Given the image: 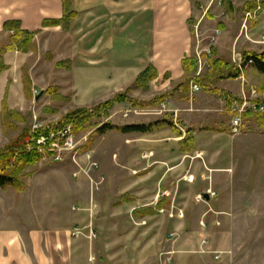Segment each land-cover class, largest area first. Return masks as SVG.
Here are the masks:
<instances>
[{"label":"crops","instance_id":"crops-1","mask_svg":"<svg viewBox=\"0 0 264 264\" xmlns=\"http://www.w3.org/2000/svg\"><path fill=\"white\" fill-rule=\"evenodd\" d=\"M230 3L233 13H227L219 0H74L78 16L71 30L64 32L61 27L45 25L63 18L61 0H0V48L12 35L5 24L17 22L24 31L40 32L38 41L51 48L56 63L72 62L71 71L55 67V80L49 81L39 58L35 59L31 64L33 91L57 87L80 107L122 93L149 102L170 92L163 104L153 108L116 104L109 120L119 113L127 114L126 119L137 113L140 121L112 122L127 127L167 118L182 133L166 127L149 134L110 131L101 135L121 134L125 139L115 159L122 168L117 174H107V188L96 194L95 205L90 204L93 189L86 180L74 178L72 162L31 167L38 171L24 178L26 191L8 189L5 194L13 195L15 201L0 199V264H92L91 256L95 264H115L114 247L106 249L110 242L125 245L130 264L150 259L157 264L166 250L175 252L174 264H256L264 255L262 179L253 175L252 184L244 177L234 181L237 170L230 165V148L237 140L231 135V122L225 125L230 111L222 95L237 100L248 97L258 78L245 69L238 79L199 83V92L192 91L191 83L181 85L183 61L196 59L197 49L209 46V36L206 42L195 41L197 25L220 30L214 56L232 66L237 64V55L264 53V0ZM253 6L261 11L244 30L245 9ZM54 35L59 39L53 43ZM32 56L8 52L4 58L10 70L1 78L16 72L21 84V71ZM149 67L157 77L149 90L136 89L139 76ZM40 78H44V87ZM189 130L195 132L196 150L184 153L180 145ZM241 158L239 173L250 169L245 165L247 158ZM197 176L201 181L210 176V184L184 182ZM209 189L217 197L205 199ZM106 193L114 204L105 203ZM197 195H202V202L196 201ZM124 196L128 200L122 203ZM91 206L98 210L92 221L99 235L94 242L72 235L75 228L90 224ZM178 211L184 212V218L176 216ZM106 228L112 235L109 231L107 236ZM231 229H237L236 235Z\"/></svg>","mask_w":264,"mask_h":264},{"label":"rangeland","instance_id":"rangeland-1","mask_svg":"<svg viewBox=\"0 0 264 264\" xmlns=\"http://www.w3.org/2000/svg\"><path fill=\"white\" fill-rule=\"evenodd\" d=\"M225 0L219 3H224ZM73 9H74V0H73ZM75 10V9H74ZM202 10V9H199ZM253 12V11H252ZM77 19V17H76ZM75 19V20H76ZM74 20V21H75ZM73 21V22H74ZM73 22L71 24L70 30L72 28ZM53 27H61V26H53ZM199 29V33L201 38L205 37H210L214 35V28H209L203 25H197ZM196 27L193 28L194 32V38L195 41H199V37H196ZM62 28V27H61ZM63 30V29H62ZM69 30V31H70ZM64 31V30H63ZM67 31V32H69ZM66 32V31H64ZM36 38H35V45H36V51H31L29 53H23V54H33L31 57L32 60L28 62L24 68L21 71L22 74V83L18 82V76L16 72L13 73V76H6L4 78H1L3 74H7V72L10 70V67L8 66V70L5 71L1 76H0V151L6 149L17 137L18 135L23 131V130H30L31 132V137L27 140L26 142V150L28 149V145L31 142L32 134L35 131L37 134V131H39L41 128L49 126L51 124H56L59 123L63 117L68 115L69 113L77 110H82V109H89L91 112L92 110L97 107L100 104L97 105H90L86 107H80L78 106V102L73 101L72 97H67L63 96L61 94V91L57 87H49L46 88L42 91H44L43 96L37 101L36 97L42 92L41 90L33 91V83L31 80V87L29 86L30 93L26 91V79H31V64H35L36 60L39 58L38 62L40 65L44 66L45 69V77L49 79V81H53L54 76L52 75L55 67L58 70H72V62L70 60H65V61H59L55 62V58L52 54L51 48L48 50L47 46L45 43H42V41H38L37 36L39 35L40 32H36ZM59 37L55 36L50 39L52 42L58 41ZM206 40V39H205ZM208 41V40H206ZM205 41V42H206ZM9 44V39L2 45L1 48H3L5 45ZM41 49V52H40ZM15 52V51H13ZM19 52V51H17ZM22 53V52H21ZM7 54V53H6ZM5 54V55H6ZM213 56V54H212ZM5 57V56H4ZM212 58V57H211ZM5 60V58H4ZM61 62L68 63L69 69L65 68H58V64ZM210 62V60H209ZM6 63V62H5ZM42 63V64H41ZM197 69V68H196ZM207 72V70H206ZM196 73V72H195ZM195 75V74H194ZM205 74L203 75V77ZM29 77V78H28ZM42 79L41 86H45L44 78ZM192 83V82H191ZM202 86V85H201ZM39 89V88H38ZM57 96H61L62 98H57ZM157 97V96H156ZM155 98V97H154ZM153 98V99H154ZM113 99V98H112ZM152 99V100H153ZM4 100L7 101L8 108L10 112H16L19 115L22 116L24 121H18V120H12V123L17 127L16 130L12 129H5L3 126L2 122V112H3V102ZM136 100V99H135ZM151 100V101H152ZM2 101V105H1ZM109 101V100H108ZM107 102V101H105ZM103 102V103H105ZM150 102V101H149ZM160 106V105H159ZM141 108V107H139ZM153 108V107H152ZM113 110V109H112ZM108 111L109 117L107 118L105 113H107V110H103L101 113V116L99 118H94L88 125L85 126V129L82 132H78L77 137L79 140V143L82 147V151L80 152V163L83 166H86L88 162H95L99 165V168L91 173L92 179L94 180V184L91 182L90 179H88L85 176H80L76 178L77 180H86L87 184H89V187L91 189L94 188L91 192V205H95L96 203H93V200L95 199L96 194H100L103 190L107 188V174L114 172V174H117L120 169L122 168L121 165L117 164L115 159L121 155L123 149L122 146L120 145L121 142L125 139L124 135H118V134H110L101 136L97 135L95 132L96 130L103 126L104 124L112 122L118 123V124H125L127 121H140V116H137L136 114H132L130 118L126 119L125 114L119 113L113 117V119L110 121V115L111 111ZM169 118V117H168ZM226 121L225 125L230 123L232 120V113H229V116H226L225 118ZM37 127V128H36ZM36 129V130H35ZM237 140V143L233 145L230 148L231 152V159H230V165L234 169V171L237 170V172L234 174V181L236 182V178L244 177L246 182H250L252 184L253 182V175L254 178H261L262 179V187L264 188V127H260L257 123V121L254 118H249V119H244V125H243V130L242 134L234 138ZM243 145V146H242ZM117 146L118 149H117ZM243 149V152H242ZM229 151V150H228ZM39 153V152H38ZM90 153L91 160H88L86 154ZM40 154V153H39ZM42 156V161L40 163H43V166L49 167L51 164H54L53 162L43 160L44 156ZM242 157H246V167L249 166V170H245L244 172L239 173V168L242 169ZM99 157L101 161L99 160ZM46 158V157H45ZM68 161L71 162L70 159ZM67 161V162H68ZM39 164V163H38ZM37 165V164H36ZM74 165V164H73ZM75 166V172H77L79 169L76 165ZM40 167V166H39ZM42 168V166H41ZM29 171V173H28ZM38 170H34V168H29L25 171V179H27L30 174H34ZM31 172V173H30ZM232 174V173H231ZM239 174V175H238ZM233 176V175H232ZM102 177H105V181L101 183ZM188 177L187 180L184 182L190 183L192 182V185H195L198 180H200L201 186L207 185L208 182L210 184V176L209 177H203V181H201V176H197L195 179H189ZM205 179V180H204ZM210 188V187H209ZM14 189H11V191ZM4 191V192H3ZM10 191V190H9ZM15 191V190H14ZM16 192V191H15ZM196 192V191H195ZM18 193V192H17ZM196 194H198L196 192ZM200 195L196 196V201H203L199 197ZM100 197L102 198L103 195L101 194ZM9 199L10 201L14 202V196L10 194H5V190L0 188V199ZM105 203H110L114 204L113 197L108 198V194L104 196ZM261 203L264 206V196L261 197ZM90 209H93V216L92 219H96V214H98V210H94V207L91 206ZM101 216V215H100ZM251 234L253 233V229H247ZM264 231V229H262ZM109 230L106 228V234L107 236L109 235ZM234 231V235H236L237 229H231V232ZM112 235V231L110 232ZM99 236V235H98ZM109 247H114V253L113 257L115 261V264H130V260L126 257V254L128 252L125 249L124 244H112L111 242L106 245V249ZM108 252H106V255ZM107 261V258H106ZM111 261V260H110ZM153 260H145L143 264H153ZM256 264H264V255H262L261 258H258L256 261Z\"/></svg>","mask_w":264,"mask_h":264},{"label":"trees","instance_id":"trees-1","mask_svg":"<svg viewBox=\"0 0 264 264\" xmlns=\"http://www.w3.org/2000/svg\"><path fill=\"white\" fill-rule=\"evenodd\" d=\"M63 4L64 16L61 20L46 22V26H61L64 31H69L72 22L78 16L77 12L73 9V0H61ZM194 1V0H193ZM224 6L227 13H233L235 10L230 3V0L224 1ZM256 6L252 8L245 9V13L252 12L256 10ZM262 9H264V4H262ZM5 30L12 32L9 39V44L0 48V76L7 71L9 68L5 63L4 56L8 52L19 51L22 53H29L31 51H36L35 38L36 32H28L21 29V26L17 22H8L5 24ZM212 58H210V68L207 70L206 76L198 80L199 83L208 82L213 84L215 80H231L238 79L242 77V70L249 69L252 74L258 78V92L262 95L264 94V53L247 52L242 56V63H238L232 66L225 63L221 59L215 58V52L212 48ZM198 65L197 59L194 57L187 58L183 61V69L185 72V80L182 86H188L194 77L196 68ZM58 68L69 69L68 63L61 62ZM157 77L156 71L153 67H149L144 71L138 78L135 88L142 89L144 91L149 90L151 82ZM29 78V77H28ZM26 91L30 93L27 89L31 87V79H26ZM208 90V87H205ZM215 92V91H213ZM224 99L227 101L228 107H231V100H233L229 95L222 93ZM171 93H166L155 97L150 102H140L130 97L129 93H122L116 95L113 99L102 103L95 107L92 112L89 109L77 110L69 113L59 123L51 124L49 126L41 128L37 131V135L48 136L52 132L60 130L64 126L71 125L76 133L82 132L85 126L88 125L94 118H99L103 110H107L105 113L106 117H109L108 111L112 110L116 104L130 103L134 106L141 108H152L163 104L169 97ZM57 98H62L57 96ZM239 100V99H238ZM2 122L5 129L16 130L17 127L12 123V120L24 121L21 115L16 112H10L7 101L3 102V112H2ZM254 118L260 127H264V113H247L244 119ZM172 128L174 132L182 136V133L178 131L176 125L165 118L161 122L153 123L150 125H138V126H127V127H117L110 123L104 124L96 130L97 135H104L110 131H115L122 134H149L156 132L163 128ZM224 132V131H221ZM194 131L189 130L184 141L181 143V151L184 153H190L196 150ZM31 137L30 130H23L18 137L4 150L0 151V188L4 190L14 189L18 193H23L26 191V184L24 178L26 176L25 171L42 161V156L35 150H26V142ZM128 199L126 196L122 198V203L126 202Z\"/></svg>","mask_w":264,"mask_h":264},{"label":"built area","instance_id":"built-area-1","mask_svg":"<svg viewBox=\"0 0 264 264\" xmlns=\"http://www.w3.org/2000/svg\"><path fill=\"white\" fill-rule=\"evenodd\" d=\"M222 1L223 0H219V2ZM260 11L261 8H258L254 12H248L245 14L243 24L244 30L249 29L250 22L257 19ZM220 33V30H215L214 35L207 38V40L209 41V46L203 50L197 49L196 59L198 61V65L191 83L193 92H199L201 90L198 80L201 79L206 73V70L210 68L209 60L212 57V48L217 43V37L220 35ZM196 37H199L198 39L200 43L205 41L204 38H201L198 27H196ZM242 72L244 73V70H242ZM229 111L232 113V120L230 123L231 135L233 137H237L242 134L244 116L247 113H264V94L261 95L258 92L257 86H254L252 87L250 95L248 97H244L241 100H231V107L229 108ZM27 150L30 152L35 150L44 156L43 160H47L53 163H64L67 162L68 159H70L71 162L79 169L74 173V178H78L83 175L90 179L93 184L95 183L92 179L91 173L97 170L99 168V165L95 162H88L86 166H83L80 163L79 154L82 151V147L79 143L77 134L75 133L71 125L64 126L60 130L50 133L48 136H38L34 131ZM86 156L88 160H91L90 153H87ZM143 157L148 158L146 154H144ZM197 157L201 158V153H199ZM104 181L105 178L102 177L101 183H103ZM207 193L211 198L217 197V193L212 189H209ZM199 197L203 199L202 195H200ZM88 210L91 219L90 224L86 227L75 228L72 235L74 237L87 236L90 242H94L98 239V233L93 227V209ZM176 216L182 219L184 218V212L178 211ZM205 244L206 242H203V245ZM174 255L175 252L173 250L163 251L159 255V261L157 264H174ZM89 261L90 263L95 264L96 258L94 256H91Z\"/></svg>","mask_w":264,"mask_h":264},{"label":"water","instance_id":"water-1","mask_svg":"<svg viewBox=\"0 0 264 264\" xmlns=\"http://www.w3.org/2000/svg\"><path fill=\"white\" fill-rule=\"evenodd\" d=\"M236 61H237V63L241 64V63H242V56H241V55H237V56H236ZM43 94H44V91H42V92L36 97V100L38 101V100L43 96ZM204 198L207 199V200L210 199V197H209L208 194H205V195H204Z\"/></svg>","mask_w":264,"mask_h":264}]
</instances>
